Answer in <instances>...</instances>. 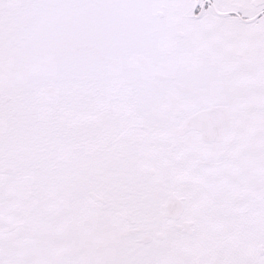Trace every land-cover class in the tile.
<instances>
[{
  "label": "snow or ice",
  "instance_id": "1",
  "mask_svg": "<svg viewBox=\"0 0 264 264\" xmlns=\"http://www.w3.org/2000/svg\"><path fill=\"white\" fill-rule=\"evenodd\" d=\"M0 264H264V0H0Z\"/></svg>",
  "mask_w": 264,
  "mask_h": 264
}]
</instances>
